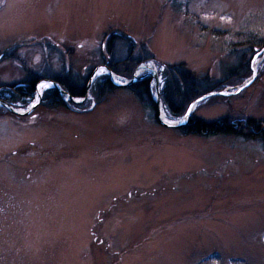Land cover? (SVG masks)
Returning a JSON list of instances; mask_svg holds the SVG:
<instances>
[{
  "label": "rangeland",
  "instance_id": "374dc122",
  "mask_svg": "<svg viewBox=\"0 0 264 264\" xmlns=\"http://www.w3.org/2000/svg\"><path fill=\"white\" fill-rule=\"evenodd\" d=\"M263 43L264 0H0V94L47 84L14 101L28 115L0 110V264H264V142L184 135L128 88L91 94L108 64L155 69L159 91L184 64L231 92L191 116L264 119ZM96 70L84 102H44L48 81Z\"/></svg>",
  "mask_w": 264,
  "mask_h": 264
},
{
  "label": "trees",
  "instance_id": "16d2710c",
  "mask_svg": "<svg viewBox=\"0 0 264 264\" xmlns=\"http://www.w3.org/2000/svg\"><path fill=\"white\" fill-rule=\"evenodd\" d=\"M260 45V44H258ZM261 51L264 49V43L258 47ZM139 61L138 63H140ZM128 63V61H127ZM108 67L116 74L123 75L127 78L134 77V68H125L126 64L118 63L117 65L108 64ZM93 71H90L88 78L84 81H76L70 77H63L61 79H54L63 90L70 93L75 99L84 98L86 95L87 84ZM166 84L160 90L162 104L166 110L167 116L172 119L183 118L186 116L189 106L199 97L213 92L215 90H222V86L212 87L209 90H203V85L197 82L192 72L186 69L184 64L171 66L164 73ZM175 78L177 82L174 81ZM43 80L41 76H31L22 85L15 86V93H12V98L6 97L3 93L0 94V100L6 101L11 105L15 102H22L24 106L29 105L28 99H31L37 90V85ZM152 77L147 76L138 80L130 87V90L137 100L147 109L152 111L154 120L160 123L157 117V104L153 97L152 91ZM118 88H122L111 83L110 78L106 75L101 79L96 80L93 85L92 95L102 100L109 92ZM201 88V89H200ZM44 102L51 107L69 108L70 105H75L72 101L66 100L58 89L50 88L45 92ZM0 110H5L2 106ZM6 111V110H5ZM184 135L192 136H218V135H233L238 138L249 141L264 142V119L245 117L238 122L231 121L228 117L221 118L216 121L207 122L192 115L188 123L177 129Z\"/></svg>",
  "mask_w": 264,
  "mask_h": 264
},
{
  "label": "water",
  "instance_id": "95a60500",
  "mask_svg": "<svg viewBox=\"0 0 264 264\" xmlns=\"http://www.w3.org/2000/svg\"><path fill=\"white\" fill-rule=\"evenodd\" d=\"M143 68L146 69L147 67L145 66V67H143ZM105 69L108 71V73L110 74V76H113V75H114V74H113V71H112L111 69H109L108 67L105 68ZM96 74H97V70L93 73L92 78H91V81H90L89 85L87 86L85 97H84V98H81V99H75V98H73V97L70 95V93H68L67 91L63 90L62 87H61L57 82H55V81H48V84H50L53 88L58 89V91L60 92V94H61L62 96H65V97H66V100H68V101H72L74 104H80V103L84 102V101L87 99V97H88V93H89V87H90V84H91V82H92V79L96 76ZM143 77H145V75H142V72L139 71V72H136V73L134 74V77H133L132 79H130L129 81H126V83H123V84H122V83H121V84H117V83H116V84H117L118 86H120V87L128 88V87H130L132 84H134L135 82H137L138 80L143 79ZM153 78H154V80H155L156 91H157V93H156V94H157L156 104H157L158 120H159V122H160L163 126L168 127V128H175V129H176V128H181L182 126L186 125L187 122H188V120H189V118H190V116H191V114H192V112L195 110V107H196V105H197V103H198L199 101L204 100V99H206V98H208V97H211V96L225 95V93L231 94V92L229 91V89H226V90H224V91H222V92H210V93H207V94L203 95L202 97H200L199 99H197L195 102H193V103L190 105L189 109H190L191 111H189V109H188L187 114H186V116H185V119H184V121H183L181 124H171V123H169V122H165V121H163L162 118H161L160 105H161V102H162V101H161L160 91H159V88H158V82H159V81H158V80H159V79H158V78H159L158 74L155 73V74L153 75ZM245 86H246V85H243V86L241 87V89H243ZM241 89H240V90H241ZM37 94H38L39 98H41L43 93H40V92H39V89L37 88ZM228 94H227V95H228ZM193 105H195V106L193 107ZM0 106L4 107L5 109H7L9 112H11V113H13V114H18V115H20V116H22V115H28L29 113H31V111H32L33 108H34V107H32V108L29 109L27 112H22V111H20V110H17V108H15L14 106L10 105L9 103H7L6 101H3V100H0ZM22 113H23V114H22Z\"/></svg>",
  "mask_w": 264,
  "mask_h": 264
},
{
  "label": "bare ground",
  "instance_id": "6f19581e",
  "mask_svg": "<svg viewBox=\"0 0 264 264\" xmlns=\"http://www.w3.org/2000/svg\"><path fill=\"white\" fill-rule=\"evenodd\" d=\"M43 85H47V84H43ZM39 92H40V93L43 92V87H42V85L39 87Z\"/></svg>",
  "mask_w": 264,
  "mask_h": 264
},
{
  "label": "snow or ice",
  "instance_id": "6c2138e0",
  "mask_svg": "<svg viewBox=\"0 0 264 264\" xmlns=\"http://www.w3.org/2000/svg\"><path fill=\"white\" fill-rule=\"evenodd\" d=\"M47 85H42V87H46ZM228 93H225V95H227ZM195 105H193V107H194ZM189 111H191L190 109H189ZM23 114V113H22Z\"/></svg>",
  "mask_w": 264,
  "mask_h": 264
},
{
  "label": "flooded vegetation",
  "instance_id": "af4514ba",
  "mask_svg": "<svg viewBox=\"0 0 264 264\" xmlns=\"http://www.w3.org/2000/svg\"><path fill=\"white\" fill-rule=\"evenodd\" d=\"M146 77V76H145Z\"/></svg>",
  "mask_w": 264,
  "mask_h": 264
}]
</instances>
